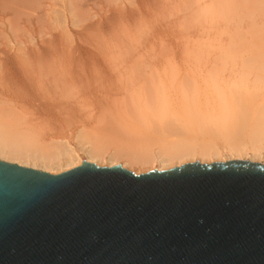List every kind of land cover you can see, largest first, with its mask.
I'll return each instance as SVG.
<instances>
[{"label": "bare ground", "instance_id": "obj_1", "mask_svg": "<svg viewBox=\"0 0 264 264\" xmlns=\"http://www.w3.org/2000/svg\"><path fill=\"white\" fill-rule=\"evenodd\" d=\"M260 158L264 0H0V160Z\"/></svg>", "mask_w": 264, "mask_h": 264}, {"label": "water", "instance_id": "obj_2", "mask_svg": "<svg viewBox=\"0 0 264 264\" xmlns=\"http://www.w3.org/2000/svg\"><path fill=\"white\" fill-rule=\"evenodd\" d=\"M0 264H264V163L0 160Z\"/></svg>", "mask_w": 264, "mask_h": 264}, {"label": "rangeland", "instance_id": "obj_3", "mask_svg": "<svg viewBox=\"0 0 264 264\" xmlns=\"http://www.w3.org/2000/svg\"><path fill=\"white\" fill-rule=\"evenodd\" d=\"M225 151V152H224ZM224 151H222L221 152V156L222 157H224V156H229L230 155V153L229 152H227L226 150H224ZM226 154V155H225ZM220 155H219V157L218 158H222ZM201 157H198L197 159H200ZM218 158H216V159H218ZM215 158H214V160H216ZM185 160H188V159H185ZM5 161V160H4ZM122 161V160H121ZM182 161H184V160H181V162ZM197 161H199V160H197ZM210 161V160H209ZM258 162H262V163H264V158H260L259 160H257ZM172 162H174V163H171V162H167V164L169 165H167V167H169V168H172V166L173 165H176V164H178V160L176 161V160H174V161H172ZM186 162V161H185ZM206 163H208V162H206ZM82 164V163H81ZM117 164H121V162L120 163H117ZM170 164H171V167H170ZM80 165V164H79ZM114 165H116V164H114ZM152 164H148V166L146 165V166H143V168L140 166L139 168H141L139 171L140 172H137V173H144V172H147V171H145L146 169H148V167H150V168H152V166H154V167H158L159 165H161V163H160V161L159 162H156V163H154V165H152ZM166 165V164H165ZM78 166V165H77ZM102 166H110V165H108V164H104V165H102ZM75 167V166H74ZM144 167H146V168H144ZM165 167V166H164ZM149 168V169H150ZM168 168V169H169ZM155 169H157V168H155ZM163 169H167V168H163ZM131 170V169H130ZM151 170H153V169H151ZM132 171H134L135 172V170H132Z\"/></svg>", "mask_w": 264, "mask_h": 264}]
</instances>
